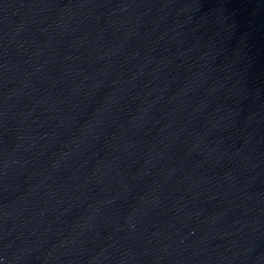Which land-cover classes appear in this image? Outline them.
Instances as JSON below:
<instances>
[{
  "label": "water",
  "instance_id": "water-1",
  "mask_svg": "<svg viewBox=\"0 0 264 264\" xmlns=\"http://www.w3.org/2000/svg\"><path fill=\"white\" fill-rule=\"evenodd\" d=\"M0 264H264V0H0Z\"/></svg>",
  "mask_w": 264,
  "mask_h": 264
}]
</instances>
